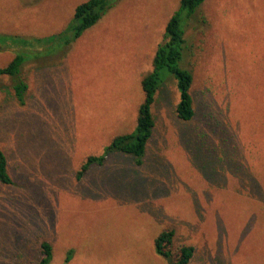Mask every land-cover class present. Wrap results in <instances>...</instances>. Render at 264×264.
I'll return each instance as SVG.
<instances>
[{"label":"rangeland","instance_id":"obj_1","mask_svg":"<svg viewBox=\"0 0 264 264\" xmlns=\"http://www.w3.org/2000/svg\"><path fill=\"white\" fill-rule=\"evenodd\" d=\"M87 0H0V67L17 53L26 103L0 77V264H264V0H206V25H187L180 65L192 73L194 116L175 115L165 70L143 162L109 152L131 133L165 25L180 0H113L67 46L59 34ZM104 154V155H103ZM105 157L81 179L89 156ZM172 231L170 259L154 240Z\"/></svg>","mask_w":264,"mask_h":264},{"label":"trees","instance_id":"obj_2","mask_svg":"<svg viewBox=\"0 0 264 264\" xmlns=\"http://www.w3.org/2000/svg\"><path fill=\"white\" fill-rule=\"evenodd\" d=\"M206 0H180L176 11L168 19L161 43L157 46L153 59L152 69L140 80V87L143 92L142 102L137 109L136 125L129 134L119 135L112 139L105 148L104 154L118 152L131 157L136 165L143 162L147 145L152 136L154 119L152 107L155 102V95L164 82L161 78V71L165 70L176 80L179 92V101L175 107L176 118L182 123H188L194 116L193 99L190 93L193 83L192 73L183 69L180 65L188 50L185 31L187 25L193 24L200 27L206 25V18L199 13L200 7ZM113 0H87L78 4L73 12L72 18L67 23L65 29L59 34L62 45L67 46L80 38L88 29L92 28L111 7ZM26 62V57L20 52L15 54L11 61L4 67H0V77H8L11 80V93L14 103L23 107L26 103L28 92L27 83L20 79L21 67ZM103 154V155H104ZM89 156L78 170L76 177L81 179L92 164L101 165L105 157ZM13 183L8 170L7 157L0 147V184L11 186ZM173 232L162 231L154 240V250L158 256L170 259L169 247L172 244ZM194 248L192 246H182L179 248V255L172 264H189L193 257ZM38 264H50L52 261V246L47 241L39 244ZM69 255L64 263H68Z\"/></svg>","mask_w":264,"mask_h":264}]
</instances>
